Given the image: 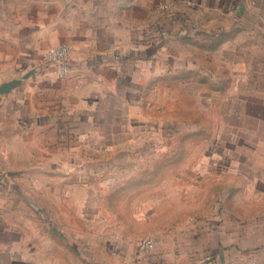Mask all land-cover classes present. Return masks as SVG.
Wrapping results in <instances>:
<instances>
[{
	"label": "rangeland",
	"instance_id": "rangeland-1",
	"mask_svg": "<svg viewBox=\"0 0 264 264\" xmlns=\"http://www.w3.org/2000/svg\"><path fill=\"white\" fill-rule=\"evenodd\" d=\"M257 3L264 6L248 0L245 9L223 3L212 12L205 4L191 13L182 22L190 27L185 57L157 76L148 105L98 115L89 131L67 135L75 146L47 154L17 149L12 139L0 147V204L26 229L25 256L37 253L38 264H141L174 248L182 264H264ZM169 37L156 33V45ZM177 229L180 241L155 236ZM142 236L156 244L140 250Z\"/></svg>",
	"mask_w": 264,
	"mask_h": 264
},
{
	"label": "crops",
	"instance_id": "crops-1",
	"mask_svg": "<svg viewBox=\"0 0 264 264\" xmlns=\"http://www.w3.org/2000/svg\"><path fill=\"white\" fill-rule=\"evenodd\" d=\"M247 1L0 0V87L15 81L0 90V147L13 139L17 149L35 147L50 154L66 143L75 146L77 139L69 143L67 135L89 131L98 115L148 105L157 76L174 71L185 57L186 17L205 4L214 12L223 3H234L233 10L242 3L245 9ZM162 3L169 7L161 8ZM257 5L263 15V4ZM156 29L169 39L156 45V33L163 34ZM196 29L201 39L203 29ZM61 43L70 47V71L55 77L57 65L45 51ZM263 57H253L259 68ZM258 96L261 105L262 87ZM6 207L0 204V264H38L37 253L31 258L21 252L28 245L26 229L8 219ZM182 235L155 236L180 241ZM151 255L148 263L140 257V263L156 258L159 264H182L174 248Z\"/></svg>",
	"mask_w": 264,
	"mask_h": 264
},
{
	"label": "built area",
	"instance_id": "built-area-1",
	"mask_svg": "<svg viewBox=\"0 0 264 264\" xmlns=\"http://www.w3.org/2000/svg\"><path fill=\"white\" fill-rule=\"evenodd\" d=\"M47 58L57 65L55 74L62 76L70 71V47L66 43L51 46L46 54ZM156 239L153 236H142L137 241V246L140 250L145 251L152 248L156 244Z\"/></svg>",
	"mask_w": 264,
	"mask_h": 264
},
{
	"label": "water",
	"instance_id": "water-1",
	"mask_svg": "<svg viewBox=\"0 0 264 264\" xmlns=\"http://www.w3.org/2000/svg\"><path fill=\"white\" fill-rule=\"evenodd\" d=\"M15 83V81H9L8 83H5L2 87H0V90H5L9 86H12Z\"/></svg>",
	"mask_w": 264,
	"mask_h": 264
}]
</instances>
